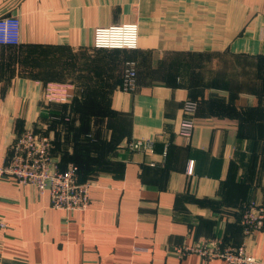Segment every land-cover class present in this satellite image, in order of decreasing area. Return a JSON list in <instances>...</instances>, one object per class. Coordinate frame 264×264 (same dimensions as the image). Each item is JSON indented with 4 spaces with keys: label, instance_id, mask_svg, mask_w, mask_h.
Wrapping results in <instances>:
<instances>
[{
    "label": "crops",
    "instance_id": "1",
    "mask_svg": "<svg viewBox=\"0 0 264 264\" xmlns=\"http://www.w3.org/2000/svg\"><path fill=\"white\" fill-rule=\"evenodd\" d=\"M8 15L19 44L0 45V164L33 129L92 185L88 207L66 213L0 180V264H225L171 253L211 238L264 261V226L245 238L238 225L248 204L264 207V0H0ZM127 23L136 50L92 47L94 29ZM52 50L65 54L56 77L39 73ZM49 83L71 111L43 99ZM185 100L197 104L188 139ZM138 139L152 151L125 146Z\"/></svg>",
    "mask_w": 264,
    "mask_h": 264
},
{
    "label": "built area",
    "instance_id": "2",
    "mask_svg": "<svg viewBox=\"0 0 264 264\" xmlns=\"http://www.w3.org/2000/svg\"><path fill=\"white\" fill-rule=\"evenodd\" d=\"M19 19L17 16H0V45L19 44ZM92 47L97 50H136L138 48V26L127 23L94 29ZM136 71L128 64L123 70L121 88L133 90L136 86ZM72 98L64 86L47 84L43 99L46 102L66 103ZM197 104L185 100L182 116L178 122L177 133L190 138L194 128ZM125 146L131 151H152L151 141H128ZM51 137L40 131L26 129L15 137L9 146V154L0 164V180L11 179L18 185L33 188L38 194L47 191L52 209L66 213L82 211L89 205L90 180H81L78 168L72 163L61 170L52 156ZM191 171V168H190ZM238 225L242 235L247 238L260 231L264 226V207L248 204L241 213ZM5 224L0 219V229ZM171 253L178 259L195 254L205 261L221 259L225 264H264L249 254L246 244L223 245L221 239L211 238L191 245H176Z\"/></svg>",
    "mask_w": 264,
    "mask_h": 264
},
{
    "label": "rangeland",
    "instance_id": "3",
    "mask_svg": "<svg viewBox=\"0 0 264 264\" xmlns=\"http://www.w3.org/2000/svg\"><path fill=\"white\" fill-rule=\"evenodd\" d=\"M43 55L46 56V58H48V59L46 60V65L44 67H43L44 61L41 63L42 64V71L40 70L39 73L41 74L42 72H46V73L54 74L55 77L58 76V73H59L58 64H57V66H52V64L55 61V58H53V57L54 56L55 57H60V56H64L65 54L59 52L58 50H52L51 52H48L47 54L44 51ZM50 67H52V68L49 69ZM49 84H52V83H49Z\"/></svg>",
    "mask_w": 264,
    "mask_h": 264
},
{
    "label": "trees",
    "instance_id": "4",
    "mask_svg": "<svg viewBox=\"0 0 264 264\" xmlns=\"http://www.w3.org/2000/svg\"><path fill=\"white\" fill-rule=\"evenodd\" d=\"M16 46H17V45H16ZM69 105H70V106H69V108H68V111H71V110H72V106H71V105H72V100H70ZM53 143H54V140L51 139V145H53ZM51 150H52V148H51ZM51 152L53 153V150H52ZM52 156H53V155H52ZM72 164H74V163H72ZM58 166H59V165H58ZM66 166H67V165H66ZM66 166L63 167V168L59 166V168H60L61 170H63V169L66 168ZM75 166H76V165H75ZM77 168H78V167H77ZM78 174H79L81 180H85V179L80 175V173H79V169H78Z\"/></svg>",
    "mask_w": 264,
    "mask_h": 264
}]
</instances>
